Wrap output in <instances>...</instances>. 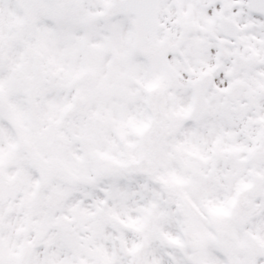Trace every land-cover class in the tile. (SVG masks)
I'll use <instances>...</instances> for the list:
<instances>
[{"label":"snow or ice","instance_id":"1","mask_svg":"<svg viewBox=\"0 0 264 264\" xmlns=\"http://www.w3.org/2000/svg\"><path fill=\"white\" fill-rule=\"evenodd\" d=\"M0 264H264V0H0Z\"/></svg>","mask_w":264,"mask_h":264}]
</instances>
